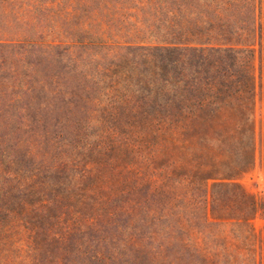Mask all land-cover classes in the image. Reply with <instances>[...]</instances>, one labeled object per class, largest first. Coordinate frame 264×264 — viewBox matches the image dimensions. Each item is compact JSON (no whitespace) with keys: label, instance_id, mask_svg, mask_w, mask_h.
Here are the masks:
<instances>
[{"label":"trees","instance_id":"1","mask_svg":"<svg viewBox=\"0 0 264 264\" xmlns=\"http://www.w3.org/2000/svg\"><path fill=\"white\" fill-rule=\"evenodd\" d=\"M93 1L95 39L0 40V264H264L235 182L264 0ZM35 54L60 68L29 70Z\"/></svg>","mask_w":264,"mask_h":264},{"label":"rangeland","instance_id":"2","mask_svg":"<svg viewBox=\"0 0 264 264\" xmlns=\"http://www.w3.org/2000/svg\"><path fill=\"white\" fill-rule=\"evenodd\" d=\"M95 7L96 5L93 0H14L13 3L9 4L0 3V40H36L46 43H71L82 41L84 38L95 39L98 37V34L102 33V30L97 25H94L92 21H87L88 17H92L91 15ZM67 13H71L73 16L77 15V17L68 22L65 19ZM82 24L87 27L82 28ZM104 29L105 32L102 34V37L107 40L110 38L115 39L114 37L117 34L120 35L123 41H129L137 37L131 34L130 30L123 31L120 29L122 32L120 30L112 31L111 27L108 30L106 26ZM145 38L148 39V37ZM28 58L27 63L32 65L29 70L35 68L41 70L43 67H49V69L55 66L59 67L54 63L53 59L41 55L35 54ZM11 60L12 57L10 55H4L3 58L0 57V62H6L8 65L13 62ZM260 64V53L257 50L255 56L252 58V72L257 81L255 159L245 172L235 178V182L241 190L254 203L252 213L245 218L249 220L250 228L258 239H261L264 235V153L262 150L264 104L261 100L260 88L258 87ZM73 73L68 69L66 74H60L62 79L65 78L63 81L65 82V86L62 85L63 88L68 89L66 81L71 80V84L74 83ZM38 76L39 79H42L40 74ZM216 183L218 182L209 183V196ZM152 187H155L154 184H152ZM147 189L148 187L144 189L146 195Z\"/></svg>","mask_w":264,"mask_h":264}]
</instances>
